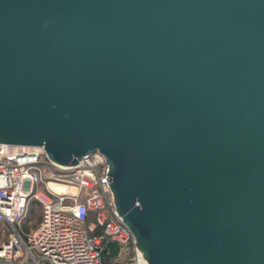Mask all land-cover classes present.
Wrapping results in <instances>:
<instances>
[{"label": "water", "instance_id": "water-1", "mask_svg": "<svg viewBox=\"0 0 264 264\" xmlns=\"http://www.w3.org/2000/svg\"><path fill=\"white\" fill-rule=\"evenodd\" d=\"M0 142L102 153L147 264H264V0H0Z\"/></svg>", "mask_w": 264, "mask_h": 264}, {"label": "built area", "instance_id": "built-area-1", "mask_svg": "<svg viewBox=\"0 0 264 264\" xmlns=\"http://www.w3.org/2000/svg\"><path fill=\"white\" fill-rule=\"evenodd\" d=\"M103 156L61 164L42 146L0 142V264H147L116 210ZM33 200L40 218L26 227ZM110 240L119 249L104 263Z\"/></svg>", "mask_w": 264, "mask_h": 264}, {"label": "trees", "instance_id": "trees-1", "mask_svg": "<svg viewBox=\"0 0 264 264\" xmlns=\"http://www.w3.org/2000/svg\"><path fill=\"white\" fill-rule=\"evenodd\" d=\"M37 204L40 205V203H39L37 200H33V201L31 202V207H30V212H29V214H31V215L33 214L34 209H35L34 206H36ZM39 218H40V217H39ZM39 218L37 219L36 224H37V222L39 221ZM26 227H29V226L26 225ZM118 249H119V245H118V243H116V242L113 241V240H110V242H109V244H108V247H107L106 251L103 253V255H104V263L107 262L108 259H110V258H112V257H115L116 254H117V252H118Z\"/></svg>", "mask_w": 264, "mask_h": 264}, {"label": "rangeland", "instance_id": "rangeland-1", "mask_svg": "<svg viewBox=\"0 0 264 264\" xmlns=\"http://www.w3.org/2000/svg\"><path fill=\"white\" fill-rule=\"evenodd\" d=\"M35 209H34V212L33 214H29L28 216V220L27 221V226H30V227H34L36 225V221L37 219L40 217V214H41V207L39 204H37L36 206H34Z\"/></svg>", "mask_w": 264, "mask_h": 264}, {"label": "bare ground", "instance_id": "bare-ground-1", "mask_svg": "<svg viewBox=\"0 0 264 264\" xmlns=\"http://www.w3.org/2000/svg\"><path fill=\"white\" fill-rule=\"evenodd\" d=\"M53 186H55L58 189H63L64 188L63 186H59V185H53Z\"/></svg>", "mask_w": 264, "mask_h": 264}]
</instances>
